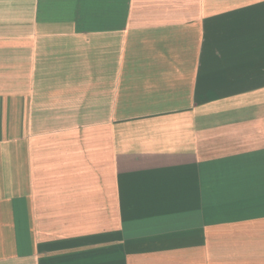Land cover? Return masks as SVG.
<instances>
[{
	"label": "crops",
	"instance_id": "0c3cea01",
	"mask_svg": "<svg viewBox=\"0 0 264 264\" xmlns=\"http://www.w3.org/2000/svg\"><path fill=\"white\" fill-rule=\"evenodd\" d=\"M0 264H264V0H0Z\"/></svg>",
	"mask_w": 264,
	"mask_h": 264
}]
</instances>
